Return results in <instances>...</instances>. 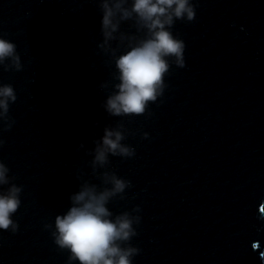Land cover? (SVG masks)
I'll list each match as a JSON object with an SVG mask.
<instances>
[{"label": "water", "instance_id": "1", "mask_svg": "<svg viewBox=\"0 0 264 264\" xmlns=\"http://www.w3.org/2000/svg\"><path fill=\"white\" fill-rule=\"evenodd\" d=\"M98 2L0 0V36L23 64L0 67L17 94L0 118V161L22 186L17 231L0 230V264H66L45 225L82 180L103 187L104 172L131 182L110 210L140 209L133 264H264V0H193L195 18L172 29L184 67L172 63L163 95L125 117L101 107L114 64L98 47ZM121 30L142 35L133 20ZM118 123L135 155L93 171L94 140Z\"/></svg>", "mask_w": 264, "mask_h": 264}, {"label": "clouds", "instance_id": "2", "mask_svg": "<svg viewBox=\"0 0 264 264\" xmlns=\"http://www.w3.org/2000/svg\"><path fill=\"white\" fill-rule=\"evenodd\" d=\"M98 8L102 36L98 47L114 64V82L101 107L109 116L144 114L149 102L163 95L171 64L185 65V42L172 29L177 20L192 21L196 6L193 0H99ZM129 20L134 21L136 32L142 35L121 30L122 23ZM6 36H0V67L20 71L23 64L17 45ZM108 86V81L100 85L104 89ZM16 100L13 85L0 83V118H8L10 105ZM11 127L7 125V129ZM125 139L123 124L106 126L103 135L94 140L95 147L89 150L93 171L104 167L110 156L133 157L135 149L123 143ZM3 144L0 139V146ZM83 147L81 143L79 148ZM9 173V167L0 161V230L16 232L18 224L13 216L21 205L22 186L14 183ZM101 183L103 187L82 180L78 191L69 196L67 210L56 215L54 224L45 225L51 230L55 245L67 251L66 264H133L140 252L130 243L141 221L139 214L134 215L139 213V206L119 214L108 207L113 198L124 199L131 182L116 172H104ZM260 210L264 212V207Z\"/></svg>", "mask_w": 264, "mask_h": 264}]
</instances>
